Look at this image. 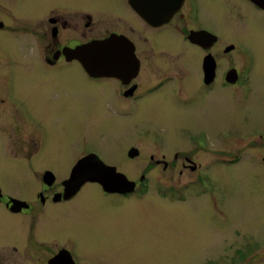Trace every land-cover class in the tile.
<instances>
[{"label":"rangeland","instance_id":"374dc122","mask_svg":"<svg viewBox=\"0 0 264 264\" xmlns=\"http://www.w3.org/2000/svg\"><path fill=\"white\" fill-rule=\"evenodd\" d=\"M209 8L202 20L221 38L222 68L239 66V55L225 54L226 42L240 38L256 54L245 100L224 90L214 102L202 100L187 107L159 95L143 101L130 115L107 120L109 116L94 112L101 103L80 65L49 69L32 47L22 51L27 37H9L15 96L47 130L51 159L27 163L34 147L23 142L26 129L11 115H0L6 124L0 131V187L36 202L42 171H53L60 186L74 165L65 158L75 161L81 147L96 149L136 187L142 175L147 177L145 194L123 199L105 196L98 183L86 185L62 208L65 213L42 230L57 244L70 246L79 264H264V144L237 143L241 135L264 128V19L247 20L246 6L239 0H212ZM175 40L187 49L182 39ZM182 52L166 55L149 48V65L157 71L167 67L166 59L182 61ZM203 129L216 135L218 159L208 170L210 182L197 186L189 170L180 175L184 160L174 161V155L189 144V134L193 137ZM151 137L162 145L150 144ZM154 145L163 148L156 151L158 158L164 153L173 163L169 171L151 161ZM132 147L141 153L136 160L127 157ZM239 151L241 161H222ZM200 159L209 155L203 153ZM185 187L186 199L180 191Z\"/></svg>","mask_w":264,"mask_h":264},{"label":"flooded vegetation","instance_id":"af4514ba","mask_svg":"<svg viewBox=\"0 0 264 264\" xmlns=\"http://www.w3.org/2000/svg\"><path fill=\"white\" fill-rule=\"evenodd\" d=\"M143 1L149 11L147 19L139 14L133 0H0V115H11L19 127L26 129L27 135L24 136L23 142L34 147L26 159L27 163H32L38 158L51 159L47 155L49 137L47 130L34 119L25 103L15 96L14 75L9 66L11 35L27 37V43L24 45L26 47L22 51L32 47L40 62L49 69L62 71L69 65H80L86 78L96 89L98 101L101 103V107L96 108L94 112L109 116L107 120L130 115L138 110L143 101L159 95L187 107H192L195 103L200 104L202 100L214 102L217 93L224 90H230L235 98L245 100L246 94L249 93L250 74L255 65L256 54L252 47L240 38L226 42L225 54L239 55V66L222 68L218 56L221 38L213 27L202 20V15L210 14L209 5L212 0ZM239 1L246 6L247 20L262 23L264 7L252 0ZM112 36L128 42L126 47L130 55V60L124 62L122 68L117 70V75L92 76L80 60L70 59L71 52ZM175 38L182 39L187 49L178 44ZM149 48L153 52L166 55L182 49L183 60L176 62L165 58L167 67H156L158 69L155 71L154 67L149 65ZM100 89L102 91L99 93ZM0 126V131H3L2 126L6 124L2 118ZM154 134L158 135L152 133V137ZM191 134L188 138L189 144L186 143L187 146L182 147L184 150L175 153L174 161L182 158L184 162L180 175L189 170L196 185L200 186L203 181L210 182L208 170L218 159V150L214 143L216 135L213 136L208 129L194 133L193 137ZM152 137L149 139L150 144L157 142L156 139L153 142ZM247 140L250 146H262L264 128L249 131L245 136L241 135L237 143L239 146H245L243 144ZM156 144L162 145L159 140ZM155 147L151 148L154 151L150 155L151 161L156 166H162L165 172L169 171L173 168V163L165 160L167 155L164 153L158 158L157 154L160 153L156 151H163V148ZM134 148L128 150L127 157L130 160L141 156L139 149L138 156H129ZM80 152L81 154L75 157L76 162L72 157L65 158L73 160L74 165L60 186H57L58 176L53 171H42L39 177L41 190L36 195V202L14 197L0 187V264H50L63 250L71 254L75 264H79L70 246L57 244L55 238L45 235L42 230L50 227L55 219L65 213L62 208L75 201L86 185L96 184L86 183L77 194L65 198L64 182L70 178L74 167L81 160L96 156L109 165L96 149L81 147ZM203 153L208 154L209 159H200ZM233 156L222 158V161L235 163L243 159V152L239 151ZM61 159L64 161V158ZM117 171L128 179L126 173ZM146 178V175H142L140 187L135 184V188L126 193H109L101 188L105 196L130 198L131 195L138 196L148 191L144 187ZM184 189L186 187L180 191L186 199ZM13 200L21 203H13ZM116 216L117 214L114 215ZM42 219L44 222H41Z\"/></svg>","mask_w":264,"mask_h":264},{"label":"water","instance_id":"95a60500","mask_svg":"<svg viewBox=\"0 0 264 264\" xmlns=\"http://www.w3.org/2000/svg\"><path fill=\"white\" fill-rule=\"evenodd\" d=\"M264 7V0H252ZM133 5L141 16L147 19L148 9L143 0H133ZM126 41L112 36L102 41H94L71 52L70 59L80 60L90 75H117L124 62L130 60ZM130 43V42H129ZM132 52V48H131ZM139 155L138 149H132L129 156ZM50 174V173H49ZM48 174V175H49ZM98 183L109 193H126L135 188V183L119 173L115 167L108 166L96 156H88L81 160L73 169L70 178L64 182V196L71 198L77 194L86 183ZM20 204V201L13 200ZM50 264H75L71 254L63 250Z\"/></svg>","mask_w":264,"mask_h":264}]
</instances>
